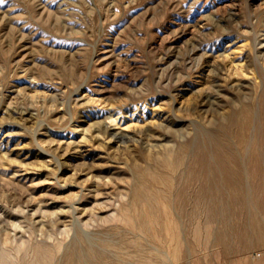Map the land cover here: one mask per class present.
I'll use <instances>...</instances> for the list:
<instances>
[{
  "label": "rangeland",
  "instance_id": "obj_1",
  "mask_svg": "<svg viewBox=\"0 0 264 264\" xmlns=\"http://www.w3.org/2000/svg\"><path fill=\"white\" fill-rule=\"evenodd\" d=\"M263 43L264 0H0V264H65L89 245L100 264H141L172 254L177 232L167 264H264L263 235L207 244L191 207L163 205L167 185L190 184L174 179L180 148L198 157L247 106L264 215ZM138 191L162 197L156 238Z\"/></svg>",
  "mask_w": 264,
  "mask_h": 264
},
{
  "label": "bare ground",
  "instance_id": "obj_2",
  "mask_svg": "<svg viewBox=\"0 0 264 264\" xmlns=\"http://www.w3.org/2000/svg\"><path fill=\"white\" fill-rule=\"evenodd\" d=\"M259 49L264 51V43ZM261 66L262 64L258 67V76L264 82V72L261 70ZM243 116L245 118L241 121ZM251 119L252 122L255 120L252 110L247 106H242L239 113L236 112L231 116L226 130L218 131L221 134L214 132L204 134L198 157H195V144L180 148L179 153L183 157L182 161L186 160V163H178L180 168L179 171L176 169L178 174L174 179L179 182L188 180L190 184L189 186L183 185L181 188H174L175 186L171 184L167 185L173 200L171 198L165 199L163 205L169 208L170 202L175 201V204L178 202V205L183 208L185 206L191 207V217H189L191 220H194L196 216L203 218L207 244L210 240L217 238L223 245L231 249L234 242H238L239 245L242 243L245 247H251L254 241H257L256 239H261L262 235L264 241V215L257 206V201L253 197V189L249 184L251 174L248 164L251 163L249 161L254 160L246 157L250 149L249 140L252 135L250 138H244V133L248 129L247 124ZM175 122L179 123L176 120ZM168 123H171V120ZM235 126H237L236 131H234ZM232 131L238 136L240 148L234 144L229 135ZM249 131L252 133L253 128H249ZM258 161H261V159L251 164L261 166L262 162ZM191 187H193V193L188 196L189 192L187 190ZM262 189L264 192L263 186ZM152 196L139 191L136 193L135 199L140 201L143 207V213L139 216L137 222L141 228L150 229L153 237L156 238L153 227L161 221V218L154 214V211L157 205L160 204L158 198L161 196L158 195V198ZM175 221L181 223L178 218ZM176 222L175 226L177 225ZM161 229L159 227L158 230ZM166 238L168 239V237ZM174 240L177 244L173 250L171 249L172 254L166 252V248L163 250L161 246L160 249H157L160 255L158 260L147 259L141 264H167V259H179L182 253L180 245L182 236L180 232L175 233ZM103 254L97 252L91 245L87 248L74 246L68 251L65 264H100L99 260L105 258Z\"/></svg>",
  "mask_w": 264,
  "mask_h": 264
}]
</instances>
